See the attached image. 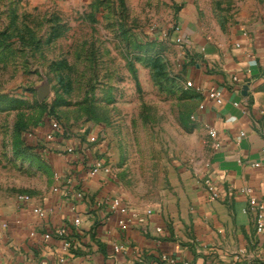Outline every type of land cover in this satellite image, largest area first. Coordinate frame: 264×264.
I'll list each match as a JSON object with an SVG mask.
<instances>
[{
	"label": "rangeland",
	"instance_id": "374dc122",
	"mask_svg": "<svg viewBox=\"0 0 264 264\" xmlns=\"http://www.w3.org/2000/svg\"><path fill=\"white\" fill-rule=\"evenodd\" d=\"M183 13L220 41L264 25V0H0V196L45 184L52 119L77 144L95 136L137 204L161 202L181 168L202 166L211 142L183 76Z\"/></svg>",
	"mask_w": 264,
	"mask_h": 264
},
{
	"label": "crops",
	"instance_id": "0c3cea01",
	"mask_svg": "<svg viewBox=\"0 0 264 264\" xmlns=\"http://www.w3.org/2000/svg\"><path fill=\"white\" fill-rule=\"evenodd\" d=\"M184 14L180 26L189 44L183 47V76L204 91L194 90L196 119L208 133L218 132L202 166L181 168L161 202L137 204L110 168L103 145L89 143L92 135L77 144L70 134H59L44 142L39 163L45 184L0 196V264H264V234L256 232V215L244 212L249 196L241 193L249 188L264 203V25L238 24L212 41ZM210 89L223 93V105L205 96ZM94 152L100 156L90 159ZM102 158L106 172L91 177L89 167ZM207 179L219 200L209 199ZM80 190L83 199L76 198ZM22 195L31 201L21 202ZM117 195L140 212L125 227L110 205L101 204ZM147 210L154 213L147 216ZM61 230L65 235L59 236ZM117 245L124 251L116 252Z\"/></svg>",
	"mask_w": 264,
	"mask_h": 264
},
{
	"label": "built area",
	"instance_id": "2783aa9c",
	"mask_svg": "<svg viewBox=\"0 0 264 264\" xmlns=\"http://www.w3.org/2000/svg\"><path fill=\"white\" fill-rule=\"evenodd\" d=\"M176 34L178 35L177 42L180 44V47L183 48L185 45L188 44V39L183 34V29L180 26V28H176ZM237 47H240V45H237ZM234 82H238L239 78L234 77ZM187 86L190 89L195 90L197 93H204L203 89L199 86H195L194 83L188 81ZM205 96L213 101L216 105L221 106L224 104V95L223 93L218 89H210L205 92ZM49 131L46 133L44 139L47 142H53L56 140L57 135H68L69 131H67L65 128L62 127V125L55 119H52L49 121ZM218 132L216 130H209V137L213 140L217 139ZM27 137L29 139H36V136H34L33 133H28ZM96 141L95 136H91L89 138V143H94ZM216 146H219V143H217ZM67 152L70 154L76 153V149L74 147H69L67 149ZM264 152V150H263ZM256 166H259V164H256ZM105 171L106 172V166H105V158L102 159H96L93 164L89 167V175L91 177H95L100 174V172ZM205 187L208 192V197L210 200H219L221 198V194L216 189L215 184L210 179H207L205 181ZM242 194H246L249 196V205L248 208L244 210V212H251L256 215V232L258 235L264 234V203L260 202L257 198H255L252 195V190L249 188L241 190ZM85 196V193L83 190H80L76 193V198L83 199ZM19 200L21 202L29 203L30 197L27 195L20 196ZM101 204L104 205H110V208L113 210V212L119 214L121 216V219L118 221V225L120 227H125L127 224L132 223L134 220H136L140 216V212L138 210L134 209L130 204H128L122 195H117L113 198L107 197L101 200ZM153 210H147L146 215L151 216L153 214ZM76 224H79V220H76ZM161 232V230H158ZM59 236L65 235V231L61 230L59 231ZM51 238L50 234L45 235V239L49 240ZM116 252L124 251L123 245H117L115 247ZM171 264H174V261H170Z\"/></svg>",
	"mask_w": 264,
	"mask_h": 264
},
{
	"label": "trees",
	"instance_id": "16d2710c",
	"mask_svg": "<svg viewBox=\"0 0 264 264\" xmlns=\"http://www.w3.org/2000/svg\"><path fill=\"white\" fill-rule=\"evenodd\" d=\"M24 150L23 149H21V152L19 151V150H17V153L19 152V153H21L22 155H24V152H23ZM41 165V164H40Z\"/></svg>",
	"mask_w": 264,
	"mask_h": 264
}]
</instances>
